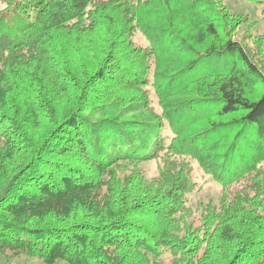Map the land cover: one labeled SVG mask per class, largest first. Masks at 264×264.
Listing matches in <instances>:
<instances>
[{
  "label": "trees",
  "instance_id": "obj_1",
  "mask_svg": "<svg viewBox=\"0 0 264 264\" xmlns=\"http://www.w3.org/2000/svg\"><path fill=\"white\" fill-rule=\"evenodd\" d=\"M248 22L226 0H0V252L264 264V35ZM192 161L222 188L196 210Z\"/></svg>",
  "mask_w": 264,
  "mask_h": 264
},
{
  "label": "rangeland",
  "instance_id": "obj_2",
  "mask_svg": "<svg viewBox=\"0 0 264 264\" xmlns=\"http://www.w3.org/2000/svg\"><path fill=\"white\" fill-rule=\"evenodd\" d=\"M228 7L234 13L243 15L248 19V23H255V32L264 35V20L262 18V6L257 3H250L246 0H226ZM248 23L239 30L238 35L245 32ZM136 42L147 45V41L142 34L137 33L135 36ZM150 96L153 101V108L156 112H160V107L157 102L156 95L151 87H149ZM160 162L153 161L148 164V173L151 177L159 175ZM194 168L195 179L197 182L196 190L189 195V205L196 210L200 203L217 202L221 193V186L218 185L213 179L200 169L199 165L192 161ZM0 264H45L39 258H30L24 254L16 255L10 251L0 252Z\"/></svg>",
  "mask_w": 264,
  "mask_h": 264
}]
</instances>
